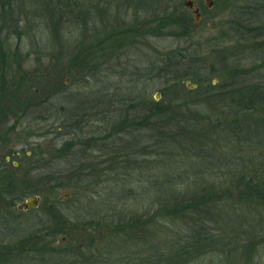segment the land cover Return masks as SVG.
I'll use <instances>...</instances> for the list:
<instances>
[{
    "label": "rangeland",
    "instance_id": "1",
    "mask_svg": "<svg viewBox=\"0 0 264 264\" xmlns=\"http://www.w3.org/2000/svg\"><path fill=\"white\" fill-rule=\"evenodd\" d=\"M185 1L0 0V74L9 73L8 92L14 94L0 97V169L9 179L5 185L17 182L6 196L15 208L0 209V264H158L165 257L184 264H264V192L254 190L252 203L245 197L248 182L264 190V169L260 160L253 163L243 134L225 146L242 176H231L234 183L227 180L221 192L235 189L218 195L223 201L197 221L196 228L208 227L197 233L202 253L185 248L192 218L147 222L156 205L170 207L183 196L157 193L156 181L171 178L199 191V179L224 180L219 162L196 176L183 149L164 142L149 121L140 124L149 101L182 105L198 130L206 129L213 110L204 94L219 85L224 71L229 79L237 64L246 87L264 80V55L245 49L264 41L261 0H213L211 9L205 0H190L201 8L198 23ZM172 11L189 16L185 31L168 27L155 35L154 24L146 29V22ZM184 33L188 38L179 37ZM181 71L192 72L178 82L183 99L174 86ZM11 97L21 98V105L5 104ZM126 111L135 117L119 127ZM219 112L235 115L228 108ZM251 114L239 119L260 120ZM73 136L78 141L68 149ZM187 187L185 201L196 200ZM31 196L39 198L38 208L17 211ZM30 237L44 247L40 256L29 252L31 242L20 244Z\"/></svg>",
    "mask_w": 264,
    "mask_h": 264
},
{
    "label": "trees",
    "instance_id": "2",
    "mask_svg": "<svg viewBox=\"0 0 264 264\" xmlns=\"http://www.w3.org/2000/svg\"><path fill=\"white\" fill-rule=\"evenodd\" d=\"M261 2L264 4V0H261ZM177 13L176 11H172V13H165L160 16V18L146 22V29L148 30V26L150 24H154L155 27L153 31H155V35H160L159 32L168 27H173L179 30H186V27L189 26V16L184 17H176ZM193 22V20H192ZM144 26V23H140L139 27ZM131 36L137 37L138 33L131 32ZM142 36H145L144 33H139ZM180 38H188L186 33L179 35ZM263 34H261L258 38H262ZM256 41H253L249 43L245 49H249L252 51L261 52L264 55V41L263 44L260 46H257L255 44ZM186 51L187 50H182ZM186 52H181V54L184 57V54ZM218 52H216L217 55ZM220 57L225 59V55L222 53L220 54ZM264 62V57H263ZM238 65L235 64V67L230 73V78H225V73L227 71H224V74L222 76L217 77L219 79V85L216 87H208V93L204 94L205 102L209 104V107L213 110V114L209 115L208 118V124L206 129H200L198 130V122L193 121L189 118V111L184 108L182 105H173L172 102L166 103H158L154 100L149 101L148 106V113L142 116V118L138 121H140L141 125H144L148 123H152V126L161 133L165 140L164 142H170L171 146L177 145V148L183 149V153L187 155L188 162L190 164V170H194V174L197 176L198 174L201 175L205 173L206 169H210L211 167H214V165L219 162L220 169L223 170L220 174V177L224 178V180L220 179L217 181L212 180H205L204 183L201 184V179L197 180V183L199 184L198 187H200L199 191H196V187L190 188L191 186L185 184V182H176L174 179L171 178H164L166 180L165 184L160 183V181L155 182V190L157 193H169L172 192L174 196H181L180 199L176 202H174L170 207L166 204H159L156 205L155 208V214L151 215L149 220L147 221L149 225H156L159 224V222L165 221L164 219L166 217H176V215H185L187 219L192 218L193 224L192 227L188 228L189 234H187V239L190 240L191 243H186V249L196 251L197 253H202V248L198 244L200 241V235L208 228L204 225L200 226L199 228H196V224L198 219H201L205 215H209L210 212H208V209H214L218 206L219 203L223 201V199H217L220 196L226 193L231 192L230 189H235L234 186H228L224 191L221 192L223 184L226 183L228 180L229 183H234V181L231 180V176L236 177V180L240 179L242 176L243 171H240V175L238 172H235L236 168L240 166L239 163H236L235 161L231 160L232 155H228L227 148L225 146H230L231 141L234 139V141H239L241 139L242 134L246 137L245 141L248 143L249 149H251L252 153L251 155L255 157L253 159V163L256 165L257 160H260L263 164L262 169H264V80L260 76L259 80L262 78V82H258L257 85H252L249 87H246L245 84H242L238 80V75H236L238 69ZM192 72L188 71H181L179 73H176V81L174 82V86L177 88V93H179V98H181L182 92L178 88L179 83L181 80H184L185 75L191 74ZM196 76L195 74H192L191 77ZM10 77L8 74H0V97H4V100H7L8 96L14 95L9 94L8 87H7V79ZM190 77V76H189ZM194 78V77H193ZM216 79V78H215ZM214 81V80H213ZM211 82L209 85L213 86L214 82ZM248 82V81H247ZM31 97H36L35 92H30ZM192 92L189 93V95ZM206 95V96H205ZM211 95V96H209ZM197 98L196 96H194ZM16 99L15 101H11V99ZM190 98V97H185ZM213 100H211V99ZM5 104H11L16 103L21 105V98L19 97H11ZM191 99V98H190ZM218 99L220 101V108H228L230 110V113L235 110V115L230 116L228 114L224 115L223 113H220L219 106H215V100ZM205 102L203 104H205ZM217 102V101H216ZM4 104V101L0 102V105ZM169 106V107H168ZM234 108V109H233ZM216 110H218V114L216 113ZM252 113L253 114H259L260 120H257L255 122L247 123V121L239 119V117L242 116V114ZM126 117L123 121L120 122L119 127H123L126 123V120L131 117H135L131 115L130 111L125 112ZM135 114V113H134ZM122 116V114H121ZM137 116V115H136ZM156 120L157 122H163L166 125L162 126L158 123H153ZM168 125H171L172 127L169 128ZM126 126V125H125ZM213 126V128H209ZM166 129H172V133L168 134L164 133L163 131ZM196 131L202 132V133H195ZM74 135V134H73ZM173 138V139H170ZM78 141V140H77ZM77 141H73L70 144L66 145L69 146L68 149H72L73 146L77 143ZM198 150V154H195V157H193V152ZM187 152H191L192 155L187 154ZM251 156V157H252ZM225 159V160H224ZM257 166V165H256ZM15 172V171H14ZM12 173V172H11ZM215 173V172H214ZM13 175V174H12ZM205 176V174H204ZM83 176L79 178L82 179ZM238 178V179H237ZM6 180H9L7 175H5L1 169H0V209H4L8 211L9 209H14L15 205L9 201H6L7 193L9 194L11 191H13L17 185L15 181L6 183ZM12 180V179H11ZM5 181V182H4ZM225 181V182H224ZM251 182H248L247 186V203H252V196L255 191L257 192L255 195H260L264 190L257 189L258 184L254 183L253 188L250 186ZM260 185V183H259ZM57 189H63L65 186L63 184H58L55 186ZM66 187H69L68 185ZM187 187V193H190V191L193 192V198H196V200H188L185 201L184 195H185V188ZM230 188V189H229ZM6 190V191H5ZM241 192V191H240ZM253 192V193H252ZM218 196V197H217ZM261 203V202H260ZM212 205V206H211ZM260 205V204H259ZM249 206V205H248ZM256 208V207H255ZM260 208V207H258ZM52 212V211H51ZM53 219H55V214L52 215L50 213ZM205 219H202L201 222L203 223ZM187 221L184 219V222ZM144 220H142V223ZM181 220V225L184 223ZM198 233V234H197ZM210 240V239H209ZM27 241V242H25ZM22 240L23 243L20 244H27L30 243L29 246V252L35 256H40L44 251V247L38 245L34 242L33 238H28L27 240ZM33 241V242H32ZM212 242V240H210ZM22 245V246H23ZM22 246H19L22 248ZM206 246V245H205ZM25 247V246H23ZM4 248V247H3ZM12 248H9V251L11 252ZM17 252L19 250H16ZM207 251V250H206ZM216 253V252H215ZM218 253V252H217ZM219 255V254H218ZM157 256H160V253L157 254ZM171 256V255H170ZM169 256V258H170ZM176 257V256H175ZM184 258V256H183ZM181 259V256L179 257ZM168 258L166 257L164 259H158L156 260V263L161 264L162 262H165L166 264H173V260L180 261L178 263L184 264L185 261L178 260L177 257L169 262L167 261ZM172 261V262H171ZM171 262V263H170ZM191 263V262H190Z\"/></svg>",
    "mask_w": 264,
    "mask_h": 264
},
{
    "label": "water",
    "instance_id": "3",
    "mask_svg": "<svg viewBox=\"0 0 264 264\" xmlns=\"http://www.w3.org/2000/svg\"><path fill=\"white\" fill-rule=\"evenodd\" d=\"M205 5L208 9H211L214 5V2L213 0H205ZM185 6L188 9H193L195 7V3L194 1L187 0L185 1ZM200 18H201V14L199 13V10H195L194 21L198 23L200 21ZM192 87H195V85H193ZM189 88H191V86ZM156 99L157 100L159 99V95H157ZM38 205H39V198L37 196H31L21 204L17 205L16 208L17 211H32V210H36L38 208Z\"/></svg>",
    "mask_w": 264,
    "mask_h": 264
},
{
    "label": "flooded vegetation",
    "instance_id": "4",
    "mask_svg": "<svg viewBox=\"0 0 264 264\" xmlns=\"http://www.w3.org/2000/svg\"><path fill=\"white\" fill-rule=\"evenodd\" d=\"M195 3V2H194ZM189 10H191V11H193V13L195 12V10H199V13L202 15V13H201V8L200 7H197V4L195 3V7L193 8V9H189ZM69 141H76L75 140V137L73 136V138L71 139V140H69ZM75 147V146H74ZM73 147V148H74ZM26 155H28L29 156V153H28V150H26V151H23ZM15 155V154H14ZM16 156V155H15ZM17 162L18 163H12L13 164V166L15 167V166H19V164H20V162H21V160H20V158L22 157V154H17ZM7 162H9V158H6L5 159ZM15 168H17V167H15ZM3 173L4 174H6L5 173V171H3ZM22 212H28V211H22Z\"/></svg>",
    "mask_w": 264,
    "mask_h": 264
}]
</instances>
